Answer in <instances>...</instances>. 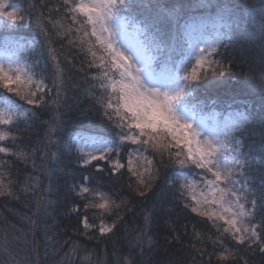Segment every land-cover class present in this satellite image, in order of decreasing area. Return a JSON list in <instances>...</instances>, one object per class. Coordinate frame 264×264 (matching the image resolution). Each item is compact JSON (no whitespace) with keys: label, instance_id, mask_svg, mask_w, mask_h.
<instances>
[{"label":"trees","instance_id":"16d2710c","mask_svg":"<svg viewBox=\"0 0 264 264\" xmlns=\"http://www.w3.org/2000/svg\"><path fill=\"white\" fill-rule=\"evenodd\" d=\"M6 2L16 4L18 15L25 19L14 27H6L11 22L0 20V46L22 45L20 56L33 73V80H42L51 91L43 104L29 105L0 87V93L20 106L17 113L27 114L17 115L14 124L6 128L16 137L14 143L0 142V146L10 147L12 152L26 154L21 159L12 153H0L4 184L13 182L12 195L0 196V264H264V242L251 248L247 242L240 245L222 234L226 226L223 221L217 220L214 225L207 217L192 212L191 206L185 207L190 199L183 185L191 179L199 181V169L170 164L167 156L161 165L149 148L144 155L153 160L159 171L150 181L151 191L144 196L137 191L136 176L126 168L119 172L111 170L109 160L118 156L121 163H126L129 153L140 146L121 143L120 129L104 117L97 102L103 90L93 79L99 75V69L89 68L92 57L86 51L88 44L81 43L80 34L74 30L65 34L69 25L73 29L77 25L72 22L64 0ZM213 2L231 5L246 23L233 31L218 29L222 40L210 59L219 61L229 74L209 76L208 79L216 81L211 86L205 79L194 81L190 104L196 105L201 113L234 108L247 115V121L232 134L241 142L245 169L244 175H240L238 167L234 179L240 182L236 187H242L248 197L249 202L245 203L248 210L250 201H256L254 214L247 220L261 225L264 223L261 206L264 201L260 198L264 192V159L260 158L264 145V14L260 7L264 0ZM145 3L151 5L152 0ZM197 3L199 0H162L163 8L175 10V14L161 13V27L179 32L180 26L192 18L214 16L218 11L216 7H195ZM77 19L83 22V17ZM52 21H59L64 28L54 27ZM44 27L48 29L47 36ZM181 44L184 53L175 56L176 68L189 55L186 34ZM93 50L102 54L98 46ZM192 63L195 64L194 59ZM159 67L157 64L158 70ZM61 81V98L53 103L56 85ZM50 127L56 131L49 135ZM0 130H5L4 126ZM84 134L103 138L113 148L119 146L118 153L114 151L108 159L85 164L77 142V136ZM250 152L256 155L255 159L249 158ZM139 170L143 171V166ZM85 183L107 193L120 208L113 206L111 214L85 208L93 199L88 194L80 195L79 188ZM26 187L30 190H25ZM85 217L94 224L115 223V228L103 234L96 226L85 229L82 221ZM257 231L264 237L260 227ZM222 252L227 259L221 258Z\"/></svg>","mask_w":264,"mask_h":264},{"label":"snow or ice","instance_id":"6c2138e0","mask_svg":"<svg viewBox=\"0 0 264 264\" xmlns=\"http://www.w3.org/2000/svg\"><path fill=\"white\" fill-rule=\"evenodd\" d=\"M64 4L67 12L72 14V22L77 25L75 29L69 25L65 34L73 30L80 34L81 43L88 44L86 51L92 57L89 68L94 66L99 69V75L93 79L98 81L97 86L103 90L97 102L103 108L104 117L120 129L118 136L121 143L140 146L129 153L126 163H121L118 156L109 160L111 170L119 172L126 168L136 176L137 191L140 196H144L147 191H151L150 181L156 178L154 173L159 171L153 160L144 155L149 148L159 158L161 165L165 164L167 156L168 163L180 168L194 166L200 170V179L183 185L190 199L185 207L191 206L192 212L207 217L214 225L217 220L223 221L226 226L222 234L240 245L247 242L251 248L254 244L264 242V237L256 230L260 227L264 231V223L255 225L245 222V218L253 216L256 201H250L251 210H246L248 197L244 195L242 187H236L240 182L234 179L238 167L240 175H244L245 169L242 167L241 142L235 140L232 134L247 121V115L243 111L230 114L222 126L217 123L209 130L206 119L199 116L197 106L190 104L194 81L205 79L207 85L211 86L216 81L208 79L209 76H227L228 70L219 61L210 59V53L215 51V47L199 46L200 43H207L203 39L194 42L193 51L186 62H182L179 68L175 67V56L184 53L181 40L185 34L191 35L197 28L201 34L218 31L219 28L233 31L246 23L245 18L237 16L229 4L199 0L195 7H216L217 13L214 16L194 17L191 23L181 25L177 32L161 27V13L168 16L175 14V10L167 11L163 8L162 0H152L151 5L145 3V0H75L74 3L72 0H64ZM18 11L16 4L0 0V20L11 22L6 23V27H14L17 22L25 19L23 15H18ZM260 12L264 14V3L261 4ZM78 16L83 17V22L77 19ZM52 24L64 28L59 21H52ZM43 31L47 36L48 29L44 27ZM133 33L136 37L134 40L130 39ZM228 38L231 39L230 36ZM214 43L218 46L220 39ZM97 46L102 53L100 55L93 50ZM13 64L10 58L0 61V87L29 105L43 104L51 89L42 80L34 81L33 73L19 60L15 61V67ZM157 64L160 65L159 70ZM53 83L55 85V81ZM62 91L61 81L56 85V100L53 103L59 101ZM19 107L10 97L0 93V126L5 128L0 130V142L14 143L16 140L12 131L6 128L14 124L17 115L26 117L24 112L17 113ZM55 131V128L50 127L49 135ZM90 139H100L104 147L92 152H85L81 148L85 164L108 159L111 153L119 151V146L113 148L103 138ZM49 143H52L50 138ZM0 153H12L21 159L26 158L25 153L12 152V148L7 146H0ZM248 156L250 159L256 158L251 152ZM260 158L264 159V145L261 146ZM137 161H141L142 165H138ZM141 166L143 171L139 170ZM12 184L10 180L5 185L3 174H0V196L12 195ZM198 184L202 187L197 193ZM25 190L30 189L26 187ZM85 194L93 197L85 208L93 207L106 214H111L113 206L120 208V204L107 193L81 185L80 195ZM181 194L184 195L183 192ZM260 198L264 201V192ZM261 206L264 207V203ZM145 219L147 221L148 217ZM83 224L85 229L93 227L87 217ZM114 228L115 223L109 226L102 222L98 230L103 234L112 232ZM148 240L151 242L150 237ZM221 258L227 259L223 252Z\"/></svg>","mask_w":264,"mask_h":264},{"label":"rangeland","instance_id":"374dc122","mask_svg":"<svg viewBox=\"0 0 264 264\" xmlns=\"http://www.w3.org/2000/svg\"><path fill=\"white\" fill-rule=\"evenodd\" d=\"M191 22L192 21H190L189 23H191ZM135 38L136 37H135L134 33L130 35V39L134 40ZM186 38H187V42L189 45L188 48H189V54H190L193 51L194 42H196L200 39H203L207 42V43H200L199 44L200 47L212 46V47H215V50H216V48L218 46L215 45L214 42L218 38L221 41L222 35L219 34L218 31L205 32V33L201 34L199 29L197 28V29L192 31L191 35L186 34ZM22 50H23V46L19 45V44L10 43V44H6L5 46H2V47L0 46V61H3V60L10 58L14 62L13 66L15 67V61L19 60L21 62V64L26 67L25 62L23 61L22 57L20 56ZM211 54H212V52L210 53V55ZM206 55H208V54L206 53ZM237 112H240V110H236L234 108H227L225 111L212 109L209 113H201V112H198V113H199V116H202L206 119L207 126L210 130L217 123L222 126L223 123L225 122V120L229 118L230 114H234ZM233 118H235V117L233 116ZM90 138H92V137H89L86 134L77 136V142H78V145L80 146L79 148H83L85 152H92V151H95V149H102L104 147V143H102L100 139L93 140ZM103 141H105V140H103ZM109 145H110V143H109ZM97 154L99 155V153H97ZM193 180L194 179H191L190 183ZM83 186L89 187L87 185V183L83 184ZM200 187H202V185L198 184L197 185V193L199 192ZM79 190L81 191V186H80ZM245 208H246V206H245ZM246 210H248V208H246ZM102 222L106 225H109V223H107L105 221H99L97 224H94L88 220L89 224L96 226L97 228H99V226L101 225ZM245 222L249 223L247 218H245Z\"/></svg>","mask_w":264,"mask_h":264}]
</instances>
